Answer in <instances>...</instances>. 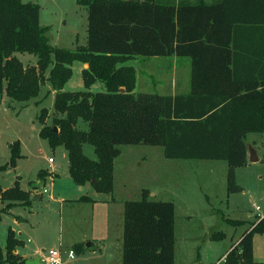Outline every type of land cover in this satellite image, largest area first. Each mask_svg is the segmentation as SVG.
Returning <instances> with one entry per match:
<instances>
[{
    "label": "trees",
    "instance_id": "1",
    "mask_svg": "<svg viewBox=\"0 0 264 264\" xmlns=\"http://www.w3.org/2000/svg\"><path fill=\"white\" fill-rule=\"evenodd\" d=\"M77 1L88 9V41L69 50L50 43L38 4L0 0V91L28 102L51 84L55 116L49 125L50 112L42 110L40 134L54 150L66 149L76 185L113 194L120 147L146 145L163 147L168 159L225 161L230 191L241 192L236 169L249 163L248 135L264 134V0ZM18 52L38 56L37 64L24 65ZM172 56L191 58L190 92L136 94L137 71L128 62ZM77 62L89 66L82 71L84 90H66ZM98 82L105 92L92 91ZM86 143L97 160L84 153ZM21 147L20 141L11 146L10 162L0 171L16 167ZM49 175L41 170L39 178ZM0 199V222L12 208L33 203L19 182L7 190L0 185ZM124 206L123 264H175V203L156 201L144 190L142 200ZM257 234L264 235V217L224 263L264 264L255 259ZM22 245L10 229L0 264H25L16 253Z\"/></svg>",
    "mask_w": 264,
    "mask_h": 264
},
{
    "label": "rangeland",
    "instance_id": "2",
    "mask_svg": "<svg viewBox=\"0 0 264 264\" xmlns=\"http://www.w3.org/2000/svg\"><path fill=\"white\" fill-rule=\"evenodd\" d=\"M22 1L41 7V24L50 28L48 36L53 46L77 50L87 45L88 9L77 0ZM15 55L26 66L38 62V56L34 54L18 52ZM128 65L137 71L136 94L169 96L175 87L177 93L190 92L192 61L189 57L134 58ZM73 69L74 76L66 90H84L81 63H75ZM92 91L105 92V84L96 83ZM54 104L55 94L49 82L42 85L37 98L28 102L13 100L5 91H0V167L10 162L11 146L15 142H21L23 154L16 167L0 171V185L4 189L14 187L16 182L27 191L38 188L44 193L48 188L57 200L73 198L72 194L79 190L71 178L66 149L59 146L54 150L40 134L42 110H49L48 124L52 125ZM81 127L87 126L82 124ZM248 142L256 144L261 160L257 163L249 161L248 165L236 169V184L242 187L241 192L230 191L229 166L225 161L168 159L161 146L123 145L121 155L115 161V198L118 202L109 203L103 225H98L101 232L96 228L94 231L93 223L88 219L77 229L73 224L76 215L68 216L67 211L65 220H61L60 205L50 200L49 193H44L43 197L32 198L31 207L18 205L3 214L0 245L6 248L8 232L14 228L20 240L25 242L24 246L18 247L21 255L43 246L50 249L55 243L56 248L52 249H60L59 241L63 238L66 243L61 247L64 259L69 251L75 252V259L65 264H122L125 220L122 207L126 201L142 200L143 191L149 190L152 199L177 204L175 264H225L223 257L257 220V207L264 214V134H249ZM84 153L97 160L91 144L84 145ZM50 158L55 160L51 167ZM52 166L58 176L52 175L48 181L40 179V171L48 172ZM98 196L102 199L110 197L107 194ZM4 207L0 199V210ZM15 219L24 220V223H14ZM237 221L238 224L234 223ZM82 228L89 236H105L102 237L104 245L96 243L99 249L86 257L70 247V240L80 236ZM254 249L256 261L264 262V235H255Z\"/></svg>",
    "mask_w": 264,
    "mask_h": 264
},
{
    "label": "crops",
    "instance_id": "3",
    "mask_svg": "<svg viewBox=\"0 0 264 264\" xmlns=\"http://www.w3.org/2000/svg\"><path fill=\"white\" fill-rule=\"evenodd\" d=\"M81 67H82V71H83V69H86L89 66L86 65V64L84 65V64L81 63ZM83 86H84V83H83ZM175 91H176V87L172 90V92H171L172 94L171 95L175 96L177 94V92H175ZM249 145H251L252 147L255 148V150L257 152V155H258V158H259V161H260L261 158L259 157V151H258V147L256 146V144H252L250 142ZM53 164H55V162ZM50 167H51V164H50ZM48 172L49 173L51 172V174L53 175V177H57L58 176L57 170H54V167L53 166H52V169L50 171H48ZM53 177H51V175H50V176H48L47 179H45L43 181H48V179H51ZM77 188H79V190L76 192V194H72L73 195V198H70V199H66L65 197H62V198H60V199L57 200L56 197H54L52 190H50V193L48 195H50V200H52L54 202H57L60 205V214L59 215H60V219L61 220H65V212L67 211L68 216H71L72 214L74 216L76 215L77 219L74 220L73 224L75 226H77V229L80 226V224H83V223L85 224L86 223L85 220L88 219L91 223H93V230L95 231V228H96V229H98L97 231L101 232L100 228H98V225H100V224L103 225V219L106 216L107 208H109V206H110L109 203L118 202V200L115 198L116 186H115L114 193L113 194H110L109 195L110 197H106V199L105 198L102 199L101 197H99L98 194L99 195H103V194L98 193L91 186V184H88V185H86L84 187L77 186ZM2 189L3 190H7V189H4L3 187H2ZM29 192H31V197L32 198L34 196L43 197V195H44L42 192L40 193V190L38 188H33ZM92 192H93V195H90ZM96 194H97V196H95ZM84 196H89L91 199H93V201L92 202H83V201H80V199L82 197H84ZM122 208H123V214H124V218H125V206L122 207ZM176 208H177V204H176ZM83 217H84V221H82ZM14 223L21 224V223H24V220L17 221L15 219ZM12 229L16 232V234L19 237V234L17 233L16 229H14V228H12ZM80 230H81L80 236L73 237L70 240L71 241V246L70 247H73V249L76 251L77 254L86 257L88 254H93L97 249H99L98 246H97L98 244H96V243H99V244L102 243V246L104 245V240L105 239L102 238V237H105V236H103L102 234H99L98 233L99 236L97 234H94L93 236H89L87 234V232H82L83 228L80 229ZM123 236H124V232H123ZM97 237H99L98 240H97ZM28 241H30V239H28ZM24 244H25V242L23 241V245L22 246H24ZM65 244H66L65 241L63 240V238H61L60 241H59V246H60V249L61 250H62L61 247L63 245H65ZM55 246H56V243L53 244V246L50 249L56 248ZM232 248H233V246H232ZM47 250H49V249H47L46 247L43 246L41 248L39 247L37 249L31 250L30 252H27L25 255H21L20 254V251L18 249H17L16 253L18 255H20L22 257V259H24L25 261H27V260L35 259V258H37L39 256H42V254L45 253V251H47ZM254 251H255V249H254ZM226 255L223 257L224 261H225ZM65 259H66L65 262H67L69 260H72V261L74 260V259H71L68 256V254H65ZM122 264H123V253H122Z\"/></svg>",
    "mask_w": 264,
    "mask_h": 264
},
{
    "label": "built area",
    "instance_id": "4",
    "mask_svg": "<svg viewBox=\"0 0 264 264\" xmlns=\"http://www.w3.org/2000/svg\"><path fill=\"white\" fill-rule=\"evenodd\" d=\"M54 162H55V160L53 158L49 159V163L51 165ZM44 193L45 194L50 193V190L48 188H45ZM257 210L259 211V213L257 215V219L263 218L264 214H262L260 212L261 208L257 207ZM68 256L71 259H75V252L73 250L69 251ZM41 258H42V263H44V264H65L64 255H63V252L61 249H49V250L45 251V253L42 254Z\"/></svg>",
    "mask_w": 264,
    "mask_h": 264
},
{
    "label": "water",
    "instance_id": "5",
    "mask_svg": "<svg viewBox=\"0 0 264 264\" xmlns=\"http://www.w3.org/2000/svg\"><path fill=\"white\" fill-rule=\"evenodd\" d=\"M123 93L125 92V89L121 90ZM249 161L252 163H256L259 161L257 152L254 147L249 145ZM96 182V180H94ZM97 183V182H96ZM154 195V194H153ZM25 264H42V258L41 256L35 258V259H30L25 262Z\"/></svg>",
    "mask_w": 264,
    "mask_h": 264
}]
</instances>
